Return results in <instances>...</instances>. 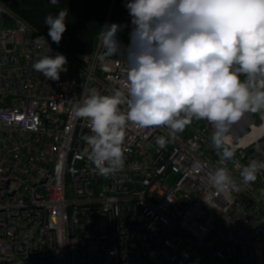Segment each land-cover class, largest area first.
Instances as JSON below:
<instances>
[{"label": "built area", "instance_id": "1", "mask_svg": "<svg viewBox=\"0 0 264 264\" xmlns=\"http://www.w3.org/2000/svg\"><path fill=\"white\" fill-rule=\"evenodd\" d=\"M97 51L100 40L67 55L0 2V264H264V170L249 184L240 176L264 161V129L246 137L264 121L250 113L231 126L238 164L221 163L207 120L174 138L129 122L125 165L102 176L87 159L88 120L71 115L88 89L110 95L124 86L123 57L102 64ZM57 52L68 61L58 81L33 69ZM218 167L238 191L215 189L209 175Z\"/></svg>", "mask_w": 264, "mask_h": 264}, {"label": "clouds", "instance_id": "2", "mask_svg": "<svg viewBox=\"0 0 264 264\" xmlns=\"http://www.w3.org/2000/svg\"><path fill=\"white\" fill-rule=\"evenodd\" d=\"M125 6L133 25L130 44L122 52L121 26L105 24L98 36L103 51L94 53L102 64L123 56V88L110 95L88 89L71 108L74 118L89 122L87 159L107 177L125 165L129 122L141 130L166 127L174 138L195 119L214 127L211 141L221 163L234 161L231 126L247 113L264 112V0H128ZM67 16V10L45 16L48 36L56 44L66 31ZM34 43L51 52L45 37ZM67 63L57 52L32 67L58 81ZM166 142L163 136L156 140L161 148ZM261 170L264 161L251 160L240 171L242 183L255 182ZM209 180L222 194L240 187L226 167H218Z\"/></svg>", "mask_w": 264, "mask_h": 264}, {"label": "trees", "instance_id": "3", "mask_svg": "<svg viewBox=\"0 0 264 264\" xmlns=\"http://www.w3.org/2000/svg\"><path fill=\"white\" fill-rule=\"evenodd\" d=\"M9 9L25 19L38 32L48 36L45 16L67 10L66 31L56 44L69 56L92 52L99 43V33L105 24H118L120 30L117 39L124 47L130 44V32L133 25L126 9L128 0H58L56 5L51 0H0ZM123 56H114L122 58ZM243 79V77H241ZM258 117L257 113H254Z\"/></svg>", "mask_w": 264, "mask_h": 264}, {"label": "bare ground", "instance_id": "4", "mask_svg": "<svg viewBox=\"0 0 264 264\" xmlns=\"http://www.w3.org/2000/svg\"><path fill=\"white\" fill-rule=\"evenodd\" d=\"M258 114L260 115V117L262 118V121H264V112H258ZM250 116V113L245 114V120L248 119ZM261 129H264V125L261 128H258L257 130H254L252 133H248L247 134V138L248 137H256V135H258L261 132Z\"/></svg>", "mask_w": 264, "mask_h": 264}, {"label": "rangeland", "instance_id": "5", "mask_svg": "<svg viewBox=\"0 0 264 264\" xmlns=\"http://www.w3.org/2000/svg\"><path fill=\"white\" fill-rule=\"evenodd\" d=\"M258 114V113H257ZM253 115L255 116V114L253 113ZM255 117H257V116H255ZM258 121L257 122H260V121H262V119H261V117H260V115L258 114Z\"/></svg>", "mask_w": 264, "mask_h": 264}, {"label": "water", "instance_id": "6", "mask_svg": "<svg viewBox=\"0 0 264 264\" xmlns=\"http://www.w3.org/2000/svg\"><path fill=\"white\" fill-rule=\"evenodd\" d=\"M245 132H246V130H243L240 134H244ZM240 134H239V135H240ZM239 135H238V136H239Z\"/></svg>", "mask_w": 264, "mask_h": 264}]
</instances>
